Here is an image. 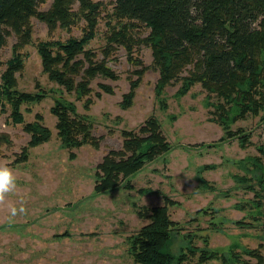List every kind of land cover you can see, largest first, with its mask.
Instances as JSON below:
<instances>
[{
	"label": "rangeland",
	"instance_id": "374dc122",
	"mask_svg": "<svg viewBox=\"0 0 264 264\" xmlns=\"http://www.w3.org/2000/svg\"><path fill=\"white\" fill-rule=\"evenodd\" d=\"M93 1H101L103 8L96 36L88 47L102 59L113 2ZM52 2L46 0L40 9H49ZM74 10H78V3ZM32 22V41L21 49L25 61L17 73L18 85L22 91L43 92L45 96L41 101L24 103L22 112L25 122L42 116L52 136L47 142L27 147L30 134L23 123L13 121L10 106L0 104V163L7 164L16 177L14 189L0 197V264H137L130 253L129 237L148 221L138 211L144 205L164 204L166 198L171 201L169 214L178 228L174 249L190 241L193 247H210L220 255L234 250L246 262H253L242 250L257 248L264 238V191L251 175V160L259 156L264 139L263 112L242 113L238 108L227 118L228 111L220 116L216 106L225 100L208 94L199 83L183 91L179 81L159 92V72L151 65L152 49L141 42L132 53L115 45L108 65L119 78L97 76L91 84L93 102L86 108L88 96L78 98L48 78L37 49L40 40L81 37L86 19L55 30L38 18ZM133 32L143 37L149 28L140 26ZM15 42L16 36H11L1 51L0 82ZM129 54L138 56L143 65L129 60ZM141 67L146 69L135 98L123 109L122 96ZM100 84L112 86L114 93L105 92ZM60 96L73 101L78 112L92 121L94 134L102 136L98 148L86 144L73 149L72 157L71 150L62 144L57 118L50 111ZM151 115L161 122L171 149L134 174L131 187L124 182L97 193V165L110 149L122 146L124 128L137 129ZM25 147L27 157L23 158ZM13 207L17 208L14 217ZM203 264L225 263L212 259Z\"/></svg>",
	"mask_w": 264,
	"mask_h": 264
},
{
	"label": "trees",
	"instance_id": "16d2710c",
	"mask_svg": "<svg viewBox=\"0 0 264 264\" xmlns=\"http://www.w3.org/2000/svg\"><path fill=\"white\" fill-rule=\"evenodd\" d=\"M45 1L0 0V55L10 37L16 36L13 55L6 61L1 74L0 104H8L13 121L23 123L30 134L27 147L47 142L52 136L42 116L25 122L22 112L24 103L41 101L45 96L43 92L22 91L18 85L17 73L23 69L25 61L21 49L31 43L34 33L32 18L46 23L50 30L58 26L69 28L75 21L86 19L81 37L40 40L37 44L48 78L67 92L76 93L78 98L88 96L86 108L93 102L91 84L97 76L119 78L108 65L115 45H123L132 53L141 42L152 49L151 65L159 72L156 85L159 92L179 81H182L183 91L199 83L208 94L225 100L216 106L220 116L228 111L227 118L229 112L234 113L238 108L242 113L260 115L263 112L264 127V0H112V12L107 20L109 34L102 59L88 44L96 36L103 3L53 0L49 9L41 10ZM76 3L78 10H74ZM140 26L149 28L143 37L133 32ZM129 55V60L143 65L138 56ZM145 69L135 70L138 76L130 80V88L120 102L123 109L132 105ZM100 87L114 93L110 85L100 84ZM96 95L100 97L101 93ZM50 111L57 118V135L71 150L72 157L75 148L86 144L100 146L102 136L94 134L92 121L78 112L73 101L60 96ZM122 137V146L110 149L97 165V193L115 189L124 182L126 187H131L130 179L134 174L171 149L162 124L154 115L137 129L124 128ZM243 139L248 141V136ZM258 149L259 156L251 160V175L264 191V139ZM24 150L23 158H26V147ZM168 203L171 201L166 198L164 204L144 205L138 211L139 216L148 221L129 237L130 253L137 264H203L212 259H222L225 264H264V238L257 248L242 250L253 262H246L234 250L220 255L210 247H193L190 241L174 249L178 228L170 217ZM257 206L261 208L262 204L257 202Z\"/></svg>",
	"mask_w": 264,
	"mask_h": 264
},
{
	"label": "clouds",
	"instance_id": "9594fccd",
	"mask_svg": "<svg viewBox=\"0 0 264 264\" xmlns=\"http://www.w3.org/2000/svg\"><path fill=\"white\" fill-rule=\"evenodd\" d=\"M16 184V177L12 169L4 163H0V197H3L4 194L12 191ZM23 208H20L19 211H23ZM17 214V208L13 207L11 209V215L14 217Z\"/></svg>",
	"mask_w": 264,
	"mask_h": 264
}]
</instances>
